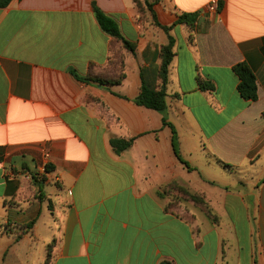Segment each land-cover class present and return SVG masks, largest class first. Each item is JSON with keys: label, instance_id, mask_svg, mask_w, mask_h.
<instances>
[{"label": "crops", "instance_id": "0c3cea01", "mask_svg": "<svg viewBox=\"0 0 264 264\" xmlns=\"http://www.w3.org/2000/svg\"><path fill=\"white\" fill-rule=\"evenodd\" d=\"M212 1L154 6L161 25H175L168 122L181 159L163 115L134 103L142 77L161 84L169 42L151 13L133 0L0 9L1 259L28 245L32 264H45L55 240L52 264H264V0H218L210 12ZM94 7L117 20L135 53L102 30ZM193 13L194 29L177 24ZM243 62L257 77L256 102L238 91L233 68ZM73 72L124 80L102 85ZM199 76L216 90L203 91ZM113 140L133 142L118 153ZM47 154L59 181L31 177ZM172 183L203 194L219 223L190 207L193 223L168 211Z\"/></svg>", "mask_w": 264, "mask_h": 264}, {"label": "trees", "instance_id": "16d2710c", "mask_svg": "<svg viewBox=\"0 0 264 264\" xmlns=\"http://www.w3.org/2000/svg\"><path fill=\"white\" fill-rule=\"evenodd\" d=\"M13 0H0V9L6 8L10 6ZM140 14H144L145 11H148L153 16L154 24L161 29H163L169 37V42L167 45L162 46L161 48V59L162 63L160 66L159 77L161 80V84L158 86L156 84L149 83L142 77V85L140 89L139 95L134 99V103L138 106L146 107L148 109H152L160 112L163 115V122L166 125H169L173 129V143L176 154L180 157L177 144H178V135L177 131L168 122V84H169V70L170 66L176 56L175 45L176 39L171 35V31L175 26H163L157 20L156 14L154 12V6L159 4L162 0H133ZM95 16L98 20V23L102 30L110 35L115 41L121 43L122 46L132 52L135 53L136 46L135 44L128 41L122 34L120 26L116 19L111 16L106 15L102 10L98 7H94ZM198 19V14H183L180 16L177 24H186L190 26L191 29L195 28V24ZM119 63L123 66V62L119 59ZM235 74L239 78L238 91L240 95L250 101L256 102L258 100V83L257 77L254 70L245 62L239 63L233 68ZM74 76L81 81L84 82H97L99 84H108L111 86L120 85L124 80V75L120 74L116 79H107L99 76L91 75L89 77H80L75 72H73ZM199 87L206 92H214L216 90L215 84L208 80L204 79L201 76L198 77ZM132 140L130 141H121V140H113L112 146L115 148L116 152H121L122 150L128 148L132 144ZM183 161V160H182ZM225 168L232 169L230 165L220 162ZM187 165V163H186ZM164 195L169 199V204L167 210L171 209H179L177 208L181 202L189 203L193 205L195 208L200 209L211 221L215 223H219V217L214 213L210 204L206 201L205 196L201 193H193L188 188L179 185L178 183H172L164 187ZM189 212V211H188ZM183 218L187 221L193 223V218L189 216V213H182ZM57 242L53 240L47 246V256L45 264H52L54 259V250ZM161 264H172L169 261H164Z\"/></svg>", "mask_w": 264, "mask_h": 264}, {"label": "rangeland", "instance_id": "374dc122", "mask_svg": "<svg viewBox=\"0 0 264 264\" xmlns=\"http://www.w3.org/2000/svg\"><path fill=\"white\" fill-rule=\"evenodd\" d=\"M213 175L218 176L220 178V174L216 171L213 172ZM218 186H224V185H218ZM2 206H3V204L0 205V211H2ZM189 207H190L191 211H196L197 216L201 220L207 221L205 214L200 212V210L190 206L189 203L181 202L177 208L181 209L183 212L188 214L189 213L188 212ZM36 255H37V253L34 254V253L29 251L28 245L24 246L22 248V251L20 252V254L16 253L15 248L11 247L8 250L4 260L0 258V264H32V263H35V261H36Z\"/></svg>", "mask_w": 264, "mask_h": 264}, {"label": "built area", "instance_id": "2783aa9c", "mask_svg": "<svg viewBox=\"0 0 264 264\" xmlns=\"http://www.w3.org/2000/svg\"><path fill=\"white\" fill-rule=\"evenodd\" d=\"M217 8H218V0H213L212 3L209 5L208 10L210 12H215ZM45 159H46V165L42 167L41 171L37 172L34 176H31V177L32 178L34 177L44 182L48 181V179L52 181H59V177L50 179V169L48 167V162H49L50 157L48 154L45 156ZM27 177H30V175H27Z\"/></svg>", "mask_w": 264, "mask_h": 264}]
</instances>
